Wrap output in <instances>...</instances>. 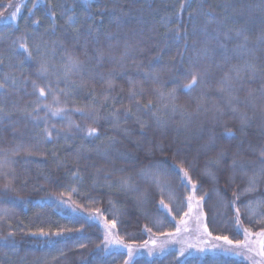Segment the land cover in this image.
Segmentation results:
<instances>
[{
    "label": "trees",
    "instance_id": "1",
    "mask_svg": "<svg viewBox=\"0 0 264 264\" xmlns=\"http://www.w3.org/2000/svg\"><path fill=\"white\" fill-rule=\"evenodd\" d=\"M182 2L187 5L183 11L180 10ZM15 4L19 6L15 18L10 20L2 18L9 14L10 10L12 11ZM225 5L229 6L227 10ZM258 5L260 0H100L99 5L93 0L89 8L84 0H0V57L3 59L0 72L10 74L17 81L15 87L6 85L3 98L6 100L5 110L8 117L0 119V159L9 161V164L0 170V238L8 237L7 243H14L19 249V255H15L7 248H0V264H125L128 257L126 252L104 250L103 233L99 224L79 213H69L64 205L58 206L60 199L69 201L73 206L85 211L94 212L96 208H100L104 213L103 218L109 220L113 216V206L108 203L111 199L117 210L118 235L134 244H143L152 236L159 237L162 236L161 233H171L175 230L177 222L186 211V205L177 212L178 202L169 203L165 197V203H169V207L173 209L170 216L165 210H157L161 196L155 189H150L152 195L143 205L137 206L135 193L125 194L119 187L110 189L101 186L105 183L103 176L108 172H114L113 181L121 175H134V171L124 160L116 158L115 151L111 160L103 159L94 151L102 142L107 144L110 137L117 141L115 149L140 156H143L144 150L149 147L148 141H153L165 151L156 149L152 159L157 161L167 159L169 164L173 162L172 152L180 148L181 158L194 163L191 175L197 183L199 193L197 196L207 193L202 205L204 222L212 233L211 237L226 235L234 241L244 238L242 231L233 223L237 207L240 208V219L244 227L250 228L253 233L264 229V205L257 208L254 217H250L244 207L249 200L264 198V179L259 181L256 192L240 196L233 207L230 203L234 198L233 194L239 195L247 186V176L238 171L232 183L228 182L227 178L231 173L227 171L220 173L216 183L208 177H201L200 173L207 157L198 156L200 145L206 140V134L202 136L199 129L201 124L205 128L210 125L203 113L195 115L201 89L188 94L180 87L186 82L184 76L189 66V58L194 54L193 40L198 41L197 48L206 42L213 53L208 58L202 59L200 65L209 68L207 77L209 84L205 89L210 93L209 103L216 99V81L222 71L216 68V62L220 57L214 51L217 42L210 35L215 30H219L220 38L223 39V33L231 30L230 34L235 37V31L243 29L244 34L248 36V47L254 49L256 56L260 58L253 62L264 66V42L259 40L264 33V25L261 24L264 5L260 7ZM101 9H107L102 16L99 14ZM205 12H212L215 16V20L207 24L208 34L202 31L207 20L203 15ZM53 13H55L54 17ZM190 14L193 19L189 18ZM72 15L76 17L75 24L66 22L67 17ZM113 15L117 19H114ZM9 16L5 17L9 18ZM249 19L254 23L246 24ZM89 25L93 27V35L89 37L88 43L90 55L94 48L100 47L107 51L111 44L112 53L118 58L124 51L125 42L132 45L123 69L109 59H105L103 66L99 68V71L105 75L115 69L113 78L116 88L112 95H117L119 102L114 103L109 100L103 106L100 105L104 85L99 76L90 75L95 60L89 61V58L83 54L81 47L83 37L79 44H73L72 37L76 29L86 34ZM177 29L181 37L184 36L185 30L188 34L189 47L184 52L183 60L176 55L178 48L184 51L185 43L183 39L176 42ZM109 34L112 35V40L107 39ZM239 42L237 39L229 41V49L234 48ZM21 43H26L32 52L30 60H26L27 52L19 49ZM65 49L84 61L82 72L71 76V80L77 85L83 80L84 86L74 88L68 97L61 95L60 99L67 100L69 109L84 107L93 103L91 93L95 91L96 107L100 116L96 124L91 120H85L78 112H70L69 115L72 121L80 124L81 127H97L100 135L96 140H86L83 132H77L66 141L63 133L67 121L49 116V125L55 124L56 130L61 132V137L57 140L54 131L53 139L47 141L43 132L44 122L41 120L35 123L20 111L23 108L31 111L34 107L33 101L36 100V95L33 94L31 81L35 80L40 86L51 82L55 90L56 73L65 61ZM157 54L160 55L159 61L153 60ZM246 59L253 60V57L233 54L230 64L243 63ZM21 61L25 62L21 64ZM43 62H47L49 66L47 77L39 73L40 64ZM150 63L152 68L164 69L160 72V82L165 84L164 90L168 91L176 87L178 103L186 105L188 111L194 113L191 121H185L188 124L186 129L180 124L181 118L177 115L175 121H170L168 129L158 130L153 124L142 137L139 126L134 123V118L127 122L121 118L120 129L113 128L110 121L105 119L113 107L122 112L124 107L129 106V77L138 81L137 90L140 87L144 89L143 95L139 97L142 104L152 100L154 105L159 106L153 92L159 84L146 80L142 74H137V65H141L143 70L147 71L150 70ZM228 67L229 64H224L223 70H227ZM25 80L26 85L22 83ZM258 86L259 80L251 85L252 88ZM58 87L65 88L62 78ZM45 102H51L50 95ZM44 115L45 112L41 110L39 116ZM142 118L149 119L148 116ZM224 119L233 131L239 127L238 120L230 117ZM177 127H180L179 132L176 131ZM123 128H128L131 134L125 135L121 130ZM215 131L220 135L225 129L217 125ZM237 137H240L239 132ZM243 140L239 159L249 165L248 175H251V170L260 168L259 154L261 148H264V135H261L258 121L253 123ZM136 141L140 142V149H137ZM220 143L230 149V162L231 153L236 150L235 145L239 143V139L229 141L222 137ZM81 145L84 147L81 148ZM78 150L79 159H77ZM14 152L17 154L13 155ZM96 168H102L104 171L100 173L99 184L93 187L92 180ZM119 168H126L128 171L125 173L114 171ZM76 169H79L84 176L82 183L72 179L71 173ZM13 176L16 177L12 182L15 191L4 192L3 185L12 180ZM137 183L141 189L148 187V184L139 178ZM74 187L77 188L76 192L72 191ZM173 188L177 195H187L184 189L178 187L175 179H173ZM61 193H63L62 197ZM89 198H94L98 203L92 204ZM172 216L176 219L173 220ZM158 219L163 222L157 223ZM145 226L152 229L151 233L146 231ZM41 228L50 235L39 236ZM56 232H61L62 235H54ZM9 233L12 235L9 236ZM49 239L59 241L57 247L63 249V255H60L56 249L49 250L45 247V241ZM3 242L0 239V244ZM53 257L57 258L53 259ZM129 264L247 263L233 254L217 252L203 255L198 253L180 259L177 252L172 249L154 256L147 252L139 254L131 258Z\"/></svg>",
    "mask_w": 264,
    "mask_h": 264
},
{
    "label": "snow or ice",
    "instance_id": "2",
    "mask_svg": "<svg viewBox=\"0 0 264 264\" xmlns=\"http://www.w3.org/2000/svg\"><path fill=\"white\" fill-rule=\"evenodd\" d=\"M85 4L91 8L93 0H84ZM97 5L100 4V0H95ZM264 5V0H260V7ZM11 7V5H9ZM186 3H181L180 10L183 11L186 8ZM229 6L225 5V10ZM17 11L19 8L17 7ZM107 9H101L99 14L102 16ZM264 11V8H262ZM53 17L55 13L52 14ZM207 17L205 28L202 30L205 34L207 33V24L215 20V16L212 12L203 13ZM15 18V14H13ZM114 19H117L113 15ZM190 19H193L191 14L189 15ZM67 23L75 24L76 17L74 15L67 17ZM167 22V21H166ZM254 23L251 19L245 22ZM261 24L264 25V17L261 18ZM195 32V27H194ZM229 32L223 33V39H221V33L219 30H215L211 35L212 39H215L217 42V48L214 50L215 54L220 57V60L216 62V68L221 69L222 74L220 78L216 81L215 87V97L216 99L209 103V91L205 90L208 87L209 81L207 77L209 76V68L202 67L200 61L202 59L208 58L213 50L209 48L205 42L201 47L197 48L196 45L198 41L193 40V57L189 58V66L186 70L184 79L185 83H182L180 87L185 93L191 94L197 89H201L199 95V102L196 105L195 115L201 113L207 119L210 127L205 128L203 124L200 125L201 135L206 134V140L203 144L200 145L198 150V156H206L203 169L200 173L201 177H208L213 183H216L219 180L220 173L223 171L230 172L231 175L228 176V182L232 183L235 180L236 173L239 171L247 176V186L237 195L233 194V200L230 202L233 207H235L236 200L240 196L253 193L258 190L259 181L264 179V148H261L259 154V170H251V175H248L249 165L239 159L241 155V149L244 144L243 137L248 135V130L252 127L254 122H259V128L261 135H264V66L258 65L253 62L256 59H260L256 56L255 50L248 47V36L244 34L243 29H237L235 31V37ZM93 35V27L89 25L87 28L86 34L82 33L80 29H76L75 35L72 37L73 44H79L81 37H83V54L89 58V61L95 60V65L93 69L90 70V75L95 77L99 76L104 85V92L102 100L99 102L101 106L109 100L119 102L117 95H112L115 91L116 85L114 83L115 69L109 71L107 75L99 71V68L103 66L105 59L115 61L119 64L120 68L123 69L125 60L129 56V52L132 48V45L125 42L124 51L117 58L112 53L113 46L109 44L108 50L106 51L103 48L96 47L93 49L92 54L88 52V43L89 37ZM242 38V39H241ZM107 39L112 40L113 37L111 34L108 35ZM181 39L185 41L183 45L184 51L177 49L176 55H178L181 60L184 58V52L188 50V34L185 30L184 36L179 35V29H177V35L175 36L176 42H179ZM237 39L240 42L235 45L234 48L229 49L228 42ZM259 40L264 42V33L261 34ZM55 43V42H54ZM63 46V44H61ZM19 49H22L24 52H27L26 60L32 58V52L28 49L26 43H21ZM39 51V47L37 48ZM233 54L237 56H251L253 60H244L243 63L230 64V60L233 58ZM53 55H55V49H53ZM65 61L60 66V69L57 70V86L54 90L51 82L46 83L44 86H40L35 80L31 81L33 94L36 95V100L33 101L34 107L31 111H28L27 108L20 109L21 113L30 118L33 122L39 123L41 120L44 122L45 127L43 129L44 137L47 141L53 139V132L55 131V138L58 140L61 137V132L56 130V125H49V116L53 118H59L61 120L67 121V127L64 130L63 138L67 141L71 138L74 133L83 132L84 139L86 140H96L99 138V132L97 127L85 126L81 127L80 124H76L72 121L69 113L78 112L81 117L85 120H91L93 124H96L99 119V112L96 107V96L95 91L91 93L93 96V103L86 105L84 107H74L69 109L67 106V100L61 101L60 96L68 97L71 94V91L74 88L83 87L84 81L82 80L79 85L75 81L71 80V76L76 73H81L84 67V61H81L79 56L72 55L65 49ZM153 60L159 61L160 55L157 54ZM25 61H21L23 64ZM222 62V63H221ZM3 64V59L0 57V65ZM224 64H229L227 70H223ZM55 68V65H53ZM137 74H142L146 80H151L154 83H158L159 87L154 88L153 92L155 93L157 102L159 106L154 105L152 100H149L147 103L142 104L139 97L144 93L143 87H140L137 90L138 81L128 78V83L130 88L128 90V100L129 106L123 108L121 112L120 109L113 107V110L108 113L105 119L109 120L112 127L115 129H120L121 118L125 122L129 119L134 118V123L139 126L140 135L143 137L146 134V130L155 125V128L158 130H166L169 127L170 121H175L177 115L180 116V124L186 129L188 124L185 122L191 121L194 113L188 111L186 105L178 103L177 88L173 87L171 90L165 91V84L160 82V72L164 69H155L151 67L150 70H143L141 65H137ZM171 70V69H169ZM39 73L41 76L47 77L49 74V66L47 62L40 64ZM63 79L65 82V88L60 89L58 87L60 79ZM259 80V86L257 88H252L251 85ZM24 85L27 84V81L22 82ZM6 85L15 87L17 81L10 74L0 72V119L8 117V113L5 110L6 100L3 98V92L6 88ZM123 89L121 88V92ZM243 93L244 95H241ZM51 96V102H45L48 99V96ZM135 109V110H133ZM43 110L45 115L43 117L39 116V112ZM249 110H251V115H249ZM143 116H148L149 119H143ZM225 117H230L233 120L239 121V127L233 131L229 128L228 124L225 121ZM151 121V123H150ZM217 125H221L225 131L220 135H217L215 129ZM125 135H130L131 132L128 128L121 129ZM176 131H180V127L176 128ZM237 132L240 133V137H237ZM231 140L239 139V143L235 145V151L231 153V158L229 162L230 149L226 146L221 145V138ZM117 141L115 138H108L107 144L103 142L100 145H97L94 149L96 154L102 157L105 160H111L113 152L115 151L116 158L122 159L130 168L134 171V175H121L116 181L112 180L114 172H108L103 176L104 184L101 186H106L108 188L119 187V189L127 193L136 194V204L137 206L143 205V203L152 195L150 189H155L159 192L161 198L157 204V210H165L168 215H172L173 209L169 207V203H177L176 211L179 212L186 205L187 211L183 213V216L179 220V224L183 225V228L177 227L176 233H161V235H166L168 240L164 243L158 245L159 251L163 252L167 245L172 243H180L176 236L182 231H189L188 220L185 217L192 218L196 222L195 231L199 233L200 236L211 237L212 233L209 231L208 226L203 221V205L207 193H204L197 196V183L193 181L191 172L194 168L193 162H188L186 159L181 158V149L176 148L172 152L173 162L168 163V160L157 161L152 159L153 153L156 149L164 152L165 149L159 144L154 143L153 141H148L149 147L144 150L143 156L134 154L132 152H121L118 149H115V144ZM137 149L141 148L139 141H136ZM251 146V145H249ZM84 146L81 145V148ZM92 151V149H89ZM170 150V149H169ZM210 153H215L214 155H209ZM17 154L16 152L13 155ZM30 154V153H29ZM77 159H79V150ZM6 164H9L7 159H0V170H2ZM14 172V169L12 170ZM104 169L96 168V173L93 177L92 184L93 187L97 186L100 181V173ZM120 173H125L128 171L126 168L115 169ZM6 175V174H5ZM72 179L74 181L83 182L84 176L79 169H76L71 173ZM137 178L144 181L148 184L147 188L141 189L137 183ZM16 179L15 176L12 177V180H9L8 183L3 185V191H15L12 187V182ZM173 179L176 180L179 188L184 189L187 195L180 196L177 195L176 190L173 188ZM26 182V181H25ZM215 190V189H214ZM73 192L77 191V188H72ZM63 193H61V197ZM165 197L169 203H165ZM92 204L98 203L94 198H89ZM109 205L113 206V216L109 220L107 218L103 219L104 226V250L107 251L111 246H119L127 249L128 256L131 258L134 252L133 246L131 244L125 243L123 238H121L116 229H117V210L114 207V202L109 199ZM59 205H64L69 213H77L80 209L76 206H73L69 201L60 199L58 202ZM255 205V207H253ZM264 205V198L249 200L244 207L248 210L250 217L256 215V210L260 206ZM63 210V209H62ZM195 210V215H194ZM90 218L103 217L104 213L100 208H96L94 213H90ZM172 219L175 220L176 217L172 216ZM162 220H157V223H162ZM251 222V219L250 221ZM233 223L238 229L243 233V239H229L228 236H215L216 241H223V245L208 244L204 242V246L201 244H188L187 247L180 248V255L183 256L185 252L194 248L196 251L203 255L209 252H222V253H232L236 256H243L246 260L250 261L251 264H264V229L261 231L253 233L250 228L243 226L240 219V208H236L235 217ZM146 227V231L151 233L152 229ZM202 228V231H201ZM39 236L48 237L50 234L45 232L42 228L39 230ZM12 234L9 233V236ZM36 235V233H33ZM54 235L61 236V232H56ZM239 235V232L237 233ZM255 237V239L253 238ZM4 242L0 244V248H7L15 255H19V249L14 243H7L8 237L0 238ZM59 241L56 240H46L45 247L49 250L56 249L60 255H63V249L58 248L57 245ZM153 248H149V241H144L143 245L139 247L147 248L148 254L152 255L157 247V241L155 239L151 240ZM227 245L228 247H225ZM83 247V245H81ZM256 257H259L257 260ZM57 257H53L56 259ZM125 264H128L126 261Z\"/></svg>",
    "mask_w": 264,
    "mask_h": 264
},
{
    "label": "rangeland",
    "instance_id": "3",
    "mask_svg": "<svg viewBox=\"0 0 264 264\" xmlns=\"http://www.w3.org/2000/svg\"><path fill=\"white\" fill-rule=\"evenodd\" d=\"M17 1V0H16ZM17 7L19 8V6H17V4H15L12 8V11L10 10V13L5 15V16H9V18L5 17V16H2V18L4 19H13V14H15L17 12ZM194 181V180H193ZM195 182V181H194ZM199 193L197 192V195ZM186 211H187V207H186ZM77 213L87 217L89 220L93 221V222H96L97 224H99V226L101 227L102 229V233H103V247H104V226H103V217H97V218H90V213H94V212H91V211H85V210H79ZM194 215H195V210H194ZM186 220H188V228H189V231L185 232V231H182L181 233H179L177 236H176V239H178L180 241V243H172V244H169L166 246L165 251L167 250H175L179 256L180 259L184 258V257H187V256H190V255H193V254H198V252L196 251V249L194 248H190L188 249L185 254L183 256L180 255V248L181 247H187L188 244H201V246H204V242H207L208 244H216V243H219L221 245H223V241H216L213 237H208V236H200L199 233H197L195 231V228H196V222L194 219L192 218H188V217H185ZM203 221H205L204 217H203ZM205 223V222H204ZM177 227H181L183 228V225H180L179 224V221L177 222V225H176V228ZM176 228L173 232L171 233H176ZM201 231H202V228H201ZM255 239V237H253ZM155 239L157 241V247L155 249V251L153 252L152 256L154 255H157V254H160V253H163V252H160L159 251V248H158V245L164 243L166 240H168V237L166 235H162V236H159V237H156V236H152L148 239L149 241V245L148 247L149 248H153L154 246L151 244V240ZM125 241V243H128V244H131L133 246V249H134V252H133V255L131 258H134L135 256L139 255V254H142V253H145L147 252L148 253V249L147 248H143V247H139L140 245H143V244H134V243H131V242H128L126 241L125 239H123ZM225 247H228L227 245H224ZM108 250H122L124 252L127 253V256H128V251L127 249L125 248H122V247H119V246H111L109 247ZM217 253H222V252H219V251H216ZM229 254H232V253H229ZM236 256V255H235ZM239 258H242L243 260H245V262L247 264H251L250 261L246 260L243 256H237ZM131 258L128 256L126 261L128 262V264L130 263V260ZM256 259L258 260L259 257H256Z\"/></svg>",
    "mask_w": 264,
    "mask_h": 264
}]
</instances>
